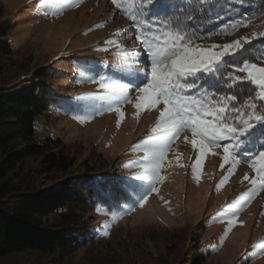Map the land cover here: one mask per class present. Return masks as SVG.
Wrapping results in <instances>:
<instances>
[{"label": "rangeland", "instance_id": "374dc122", "mask_svg": "<svg viewBox=\"0 0 264 264\" xmlns=\"http://www.w3.org/2000/svg\"><path fill=\"white\" fill-rule=\"evenodd\" d=\"M40 5L41 0H0V33L11 49L10 55L0 56V87L17 86L44 98L36 136L40 141L52 139L50 148L74 164L67 172H47L40 158H30L8 177L20 192L49 198L63 195L75 180L85 181L80 186L85 199L72 198L70 209L80 216L81 226H90L91 236H81L77 244L66 241L57 253L27 251L0 257V264H192L197 257L199 264H243L246 253L252 254L253 245L264 240V192L238 214L243 226H234L230 233L227 217L224 223L216 217L249 190L243 177H254L253 170L241 162L218 192L230 169V164L220 168L222 149L206 156L197 180L192 166L198 150L181 136L168 154L171 166L166 163L162 171L166 179L140 207L128 185L140 183L131 179L138 169L130 166L143 153L130 149L150 134L158 112L144 111L136 118L133 103L122 106L123 121L110 111L88 120L73 118L92 116L106 107L95 99L104 90L86 82L89 77L104 74L128 82V75L119 70L122 58L108 40L134 49L145 61L138 34L109 0H82L62 9ZM262 23L200 44L231 43L259 32ZM103 48L107 51L98 50ZM184 135L191 139L190 132ZM53 223H58L54 214L44 219L45 225ZM248 264H264V256L250 258Z\"/></svg>", "mask_w": 264, "mask_h": 264}, {"label": "snow or ice", "instance_id": "6c2138e0", "mask_svg": "<svg viewBox=\"0 0 264 264\" xmlns=\"http://www.w3.org/2000/svg\"><path fill=\"white\" fill-rule=\"evenodd\" d=\"M80 2L82 0H41L40 6H58L62 9L64 6H78ZM111 3L134 21L135 27L139 29L138 39L145 51L147 63L142 68L134 67L136 64L145 63L140 60L139 54L134 49H125L115 39L108 40L106 44L114 45L122 58L118 62L119 70L128 75V82L122 83L104 74H101L99 79L89 77L86 82L96 83L104 90V94L95 99L103 101L106 107L97 109L92 116L73 118L88 120L94 118L95 114L103 115L105 111H110L118 113L120 121H123L125 114L121 111L122 106L133 103L137 110L136 118L144 111L158 112L150 134L130 149L135 153H143L130 166L138 169L132 173L131 179L140 183L128 185L131 194L139 198L140 207L147 202L148 193L158 192L157 185L166 179L162 171L166 163L171 166L172 161L168 160V154L181 136L198 150V158L192 166L197 180L200 178L206 156L217 155L216 149H222L223 162L220 168L223 170L225 165L230 164V169L217 186L218 192L235 174L237 166L242 162L241 156H248L244 162L248 163L255 176L249 177L245 174L243 180L248 181L251 187L232 204L224 206L216 217L221 223H224V217H227L226 233H230L238 224L243 226L238 214L247 208L260 192H264V151L253 152L254 140L249 137V133H252L257 125H264V60L260 63L251 62L242 59L243 53L240 57H237L236 53L243 49L245 44L250 43L252 38L264 37V30L254 31L250 36L241 37L231 43L203 45L196 41L205 38L186 30V26L181 25L180 17L166 15L174 8L167 0H111ZM231 3L245 5L247 0H228V4ZM187 4L188 7L183 9L185 18L192 20L193 13L199 11L201 6L198 2L194 3V0H187ZM228 4L223 5L226 13ZM149 12L157 17L155 21L148 17ZM216 15L219 17L220 13ZM154 23L160 26L154 28ZM174 23L176 27L172 26ZM252 23L253 17L249 16L247 19L234 21L229 25V30L217 34H231L238 28L248 27ZM98 50L107 51V48ZM225 57L232 59L225 60ZM225 68L232 69L226 73V79ZM203 74H211L213 77L209 86L220 76L228 87H233L239 82H249L253 87L238 90L243 99L237 104L234 103L238 99L236 94L217 96L201 88L198 81L204 78ZM193 89L197 91L191 95L187 94ZM186 132L191 133L190 140L184 135ZM260 135H264V127L260 129ZM252 136L255 137L256 133H252ZM246 144L248 147H244ZM177 162L179 163V160ZM179 166L184 167L183 164ZM107 227L109 225H105V228ZM103 234L109 235L107 231ZM253 249L252 254L246 253L243 264H248L250 258L264 256V240L254 244Z\"/></svg>", "mask_w": 264, "mask_h": 264}, {"label": "trees", "instance_id": "16d2710c", "mask_svg": "<svg viewBox=\"0 0 264 264\" xmlns=\"http://www.w3.org/2000/svg\"><path fill=\"white\" fill-rule=\"evenodd\" d=\"M109 1L111 3V0ZM167 2L174 8L169 10L166 15L180 17L181 25L186 26V30L205 38L197 40L196 43L235 35L247 27H240L227 35L217 33L229 30L231 23L247 19L249 16L253 17L252 25L263 22L261 30H264V0H247L245 5L228 4V0H194V3L198 2L201 8L193 13L192 20L186 19L183 11L188 7L187 0H167ZM225 4H228L227 13L223 7ZM116 9L138 34L139 29L135 27L134 21L120 9ZM233 9L235 10L233 11ZM217 13H220L219 17H217ZM148 17L153 21L157 19L151 12L148 13ZM159 26L157 23L153 24L154 28ZM172 26L176 27L177 25L174 23ZM3 34V32L0 33V56H7L10 55L11 49L7 42L3 41ZM241 53L244 54L242 59L260 63L261 60H264V55H262L264 54V37L252 40L239 50L236 56L240 57ZM224 59L231 60L232 58L225 57ZM228 71H232V69L225 68L224 79H226ZM203 75L204 78L198 81L201 88L215 93L217 96L236 94L238 99L234 103L237 104L243 99L238 90L241 88L247 90L253 87L249 82H239L233 87H228L220 76H217L214 84L209 86V81L213 80V77L211 74ZM196 91L197 89H193L187 94L191 95ZM44 102L42 96L18 89L17 86L0 87V257L27 251L44 254L57 253L66 241L72 240V243L77 244L81 236L90 240V226H81L80 216L70 209L73 204L72 198L81 196L83 190L80 189V186L85 181L78 184V180H75L65 188L63 195L49 198L36 195L35 192H20L19 187L13 185L8 177L20 164L30 158H40L43 165L46 166L47 172H67L74 164L67 156L50 148L52 139L40 141L36 136V119L45 110ZM262 127L264 125H257L252 130V133H256L255 137L249 133L250 140H254L253 152L264 151V135H260ZM244 147H248V145L246 144ZM241 151L243 152L244 148ZM247 159L248 156H241L242 162L249 166L244 162ZM112 189L113 187L108 190L109 193ZM82 199L85 198L82 197ZM53 214L56 215L58 223L45 225L44 219ZM200 261V257L192 258V264H199Z\"/></svg>", "mask_w": 264, "mask_h": 264}]
</instances>
